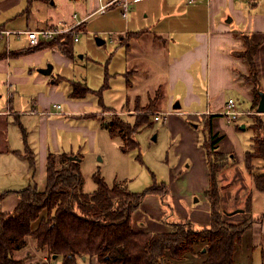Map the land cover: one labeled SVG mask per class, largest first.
I'll return each instance as SVG.
<instances>
[{"label":"crops","instance_id":"obj_1","mask_svg":"<svg viewBox=\"0 0 264 264\" xmlns=\"http://www.w3.org/2000/svg\"><path fill=\"white\" fill-rule=\"evenodd\" d=\"M112 1L104 11L97 12ZM121 1L34 0L29 4L27 0H0V29L71 27L78 35H85L81 44L86 45H74L80 42L78 36L72 44V55L66 56L60 46H49L50 41L40 39L37 46H29L25 34L10 36L8 45L0 39V194L6 193L0 198V214L12 212L19 202L14 192L37 184V172L40 179L45 178L49 153L78 154L80 140L87 134L94 144L97 130L106 139H116L115 146L120 149V139L112 138L105 128L107 122L97 117L100 110H89L94 102L88 101V97L93 94L84 98L70 96L72 83L92 87L86 66L96 61L85 51L92 50V37L102 35L104 39L94 38L103 41L96 45L109 42L113 49L108 56L98 53L95 58L100 68H97L101 70L100 62L107 59L104 82L116 83L122 92L118 109L103 104L104 107L133 118L138 113L135 108L150 105L158 97L154 112L161 113L164 109L172 112L169 115L192 116L194 129L198 121L209 123L212 133L219 136L218 152L235 154L219 174L222 219L229 225L253 221L235 248L234 262L264 264V192L257 190L253 182L254 176L264 175V166L251 174L245 167V152H235L230 145H223L226 131L251 129V116L261 115V119L264 116L256 112L259 102L253 105L251 87L242 82L241 76L247 73L248 66L234 55L243 50L242 36L253 38L259 44L254 56L258 78L264 83V0H128L130 11L126 18L121 15ZM112 85L110 88L106 83V91L112 90ZM243 91L250 104L248 109H243V103L234 97ZM229 98L242 112L231 123L221 115ZM176 103L180 108L174 113L171 109ZM54 104L60 105V110L48 113L55 111ZM180 121L184 129L189 128L186 119ZM89 122L95 123V130L93 124L90 130ZM142 128L145 126L138 132ZM27 149L32 155V165L24 154ZM203 163L204 192L209 185L206 158ZM155 197L146 196L139 206L143 210L138 207L132 213L131 227L135 232L170 230L172 222L161 221L166 217L165 206L160 203L147 207L148 201H159ZM202 201L198 208L189 207L194 210L188 215L180 213L196 229L209 225L210 207L204 194ZM198 202L193 200V204ZM29 241L27 245H34ZM201 246L196 245L193 254H187L180 264H204L206 256L198 254ZM16 253L13 258L21 259ZM42 253L45 261L46 252ZM86 261L88 258L82 257L77 264ZM51 262L61 264L57 256ZM95 263L100 264L96 260Z\"/></svg>","mask_w":264,"mask_h":264},{"label":"trees","instance_id":"obj_2","mask_svg":"<svg viewBox=\"0 0 264 264\" xmlns=\"http://www.w3.org/2000/svg\"><path fill=\"white\" fill-rule=\"evenodd\" d=\"M33 1L27 0L29 4ZM73 42L71 34L59 35L49 42V46L58 45L66 56H70ZM242 43L243 50L234 52V55L242 58L248 66L243 79L251 87L253 105L256 106L260 101V82L254 56L259 44L248 36H242ZM105 88L106 84L94 92L83 84L72 83L70 96L84 98L99 92V104L106 108L101 97ZM158 101L159 98L155 97L152 107L145 108L133 125L119 117L105 124L109 135L120 139L121 152L139 149L135 134L139 128L148 125L155 111L153 105ZM256 117L251 125V151L244 155L246 170L251 174L252 160L264 161V139L259 137L264 128ZM218 141L219 136L212 133L208 123V137L203 144L209 178L208 188L204 191L210 207L208 227L196 229L189 220H184L171 223L170 230L164 233L135 232L131 227V215L146 196L156 195L164 199L168 192L165 185L154 182L144 192L133 193L124 184L115 182L108 186L95 173L96 189L87 194L82 191V155L49 153L43 190L39 191L34 184L14 192L19 202L12 212L0 214V264H23L13 255L27 246L28 239L47 256L45 261L34 264H47L54 255L61 264H77L82 257L100 264H180L186 260L187 254H193L196 245H202L198 254L206 256L204 264H235V248L253 221L229 225L222 219L219 174L227 165L228 155L218 152ZM25 151L31 154L28 149ZM30 163L33 164L32 155ZM253 182L257 190L264 192L263 174L254 176ZM5 194H0V198Z\"/></svg>","mask_w":264,"mask_h":264},{"label":"rangeland","instance_id":"obj_3","mask_svg":"<svg viewBox=\"0 0 264 264\" xmlns=\"http://www.w3.org/2000/svg\"><path fill=\"white\" fill-rule=\"evenodd\" d=\"M78 36L80 37V42L74 45H81L82 47H85V44H81L85 38V35L80 33ZM95 37L104 39L102 35H97ZM95 37H92L91 40L92 50L87 48L85 51L88 55H90V57H93V61H96L86 66V76L88 77L89 83L92 85L91 88L94 92L100 90V88L106 83H108V86L111 88L112 84H110V80L108 82H104L107 69V59L103 62H100L103 68L101 67V70H99V61L95 57L98 55V53L108 56L109 52H111L113 49L108 46L109 42H106L102 46H97V43L94 40ZM248 37L251 38L250 36ZM251 39L254 41L253 38ZM82 54L83 53L81 52L80 55ZM129 76H131L130 72L127 73V77ZM243 77L244 74H242L241 78ZM242 82L244 83L245 81ZM259 82L260 87L258 88V91L264 92V83L260 80ZM127 83L128 85L130 84L128 78ZM116 85V83H113L112 87L114 89L112 88L110 91H106V89L102 90L101 94L102 101L105 106L118 109L122 104V92H119ZM81 87L83 86L81 85ZM234 97L243 103V109L249 108L250 104L248 97L244 91L237 92ZM88 98V101L93 100L94 102V104L90 105L89 110H100L97 114L98 118H102L108 122L114 117H119L124 122L130 123L131 125H133L138 119L139 114H141L139 112H143L145 108L148 109L149 107H152L153 103L152 102L150 105L147 104L145 107L135 108L136 110L138 109V113H136L133 118H128L129 115L119 113L113 109L99 108V92L94 93L92 98ZM153 107L155 108V105H153ZM126 111L128 113L130 110L127 109ZM171 111L174 113L177 112L173 109V107ZM157 113L160 112H152L153 115ZM260 116L261 115L253 114L251 116V125L254 121L253 118L256 117L257 119L255 120H260V124L263 125L264 128V116L262 119ZM191 117L192 116L189 115H166L164 119L162 117L159 121H154L153 117L152 119L150 118L148 125L135 134V140L139 145V149L132 150L128 153H122L120 149L118 150L115 146L117 140L106 139V135H102L99 130H97L94 144L93 138L85 134L86 138H82V140H80V146L77 149L79 150L80 155L83 157L81 164V172L83 177L82 191L87 194L93 193L95 191L96 183L93 178L95 173H98L108 186H112L115 182L124 184L127 186L128 190L133 193L144 192L147 188L152 186L154 182L157 185L163 184L167 188L168 192L166 196L163 197L164 199H162V202L161 198L157 196L155 198H157L159 201H148L147 207L152 208L155 205L160 206V203H162V205L165 206V210L167 211L166 217L161 220L162 222L173 223L177 221H184L185 219L188 220V218H185V216L181 215L180 213L184 211L188 215V213L194 210L189 209V207L192 206L198 208L202 206L203 202L202 200L204 192L202 189L205 183V167L203 162L206 158V151L203 147V144L205 138L207 139L208 137V125L204 124V121L199 122L197 118L196 122H198L196 125H198V127L197 129H194L192 125L194 122L192 121ZM185 119L189 125L188 129H184L180 125V120L183 121ZM95 122L97 123V120ZM92 124L89 122L90 130ZM94 124L93 128L95 130ZM191 132H193V135H191ZM223 136H225L223 145H230L233 150H236L235 152L251 151V129L234 132L226 131ZM259 137L264 139V130L259 135ZM219 150H221V146L219 147ZM24 154L27 158L31 157V154L28 151H25ZM225 155H228V162L230 159H232L230 156L232 157L233 153L229 152L225 153ZM243 155H245V153ZM256 160L257 159H253L251 162L253 170H258L264 166V161ZM36 178L37 187L43 189L45 178L40 179L39 172H37ZM195 199H198L199 202L193 204V200ZM139 209L143 210V207H139ZM27 242H30L29 239ZM16 254L19 256L18 258L21 259H17V257H15V260L22 261L23 264H34L38 261H44L43 253L41 254V252H39L35 246L32 245V243H28L26 248L22 249L20 253L18 252ZM90 261L92 264H96L94 259L86 261L87 263L84 264H88ZM183 264L190 263L186 262Z\"/></svg>","mask_w":264,"mask_h":264},{"label":"built area","instance_id":"obj_4","mask_svg":"<svg viewBox=\"0 0 264 264\" xmlns=\"http://www.w3.org/2000/svg\"><path fill=\"white\" fill-rule=\"evenodd\" d=\"M112 2L107 3L105 5H102L97 12L104 11L107 6L112 4ZM120 8H121V15L123 18H126L130 11V2L128 0H122L120 2ZM78 33L74 31L71 27L68 28H59V27H53V28H44V29H38V30H29V31H11L6 29H0V39H4L5 44L8 45L9 38L12 35H21L25 34L29 43V46L35 47L38 45L39 40L44 41H52L59 35H68L71 34L73 36V40L77 41L78 39ZM55 111L48 112L52 114L58 113L57 111L60 110V105L54 104L53 105ZM172 112H161L154 115V120H160L162 117L165 118L166 115L171 114ZM177 113V112H175ZM242 112L238 111L235 107L233 99L229 98L224 106V110L221 112V115L224 117V119L227 122H234L239 115H241ZM47 264H53L52 262H48Z\"/></svg>","mask_w":264,"mask_h":264},{"label":"water","instance_id":"obj_5","mask_svg":"<svg viewBox=\"0 0 264 264\" xmlns=\"http://www.w3.org/2000/svg\"><path fill=\"white\" fill-rule=\"evenodd\" d=\"M95 41H96V43L98 45H101L103 43V41L100 40L99 38H96ZM49 71L50 70H47V73H49ZM259 95H260V101H259V104H258V107H257V111L256 112L258 114H261V113H264V93H259ZM179 108H180L179 103H176V104L173 105V109L174 110H178ZM154 139H155V137H154ZM52 259H56V256L55 255L52 256Z\"/></svg>","mask_w":264,"mask_h":264}]
</instances>
